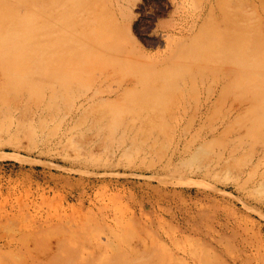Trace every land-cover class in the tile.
Listing matches in <instances>:
<instances>
[{"label": "rangeland", "instance_id": "rangeland-1", "mask_svg": "<svg viewBox=\"0 0 264 264\" xmlns=\"http://www.w3.org/2000/svg\"><path fill=\"white\" fill-rule=\"evenodd\" d=\"M261 86L264 0H0V264H264Z\"/></svg>", "mask_w": 264, "mask_h": 264}, {"label": "bare ground", "instance_id": "bare-ground-1", "mask_svg": "<svg viewBox=\"0 0 264 264\" xmlns=\"http://www.w3.org/2000/svg\"><path fill=\"white\" fill-rule=\"evenodd\" d=\"M240 46H239V49H241ZM256 50H257V48H255L253 50V52H255ZM250 56H251V49H249V48H246L244 50H241V51H238V52H235V53L232 52L230 48H225V50H224V59H223L224 60V64H223L224 70H223V73L225 74L224 77L228 79L226 81L227 83H230L231 82L233 84V82H234L233 80L237 76H239V75L241 76L242 75V66L241 65H246L248 63L249 59H250ZM232 84H230V85H232ZM260 96L261 97H260L259 100L262 103V99L264 98V87L263 86H261V89H260ZM62 240H63L62 242H63L64 245H67L68 244V240H66V239H62Z\"/></svg>", "mask_w": 264, "mask_h": 264}]
</instances>
